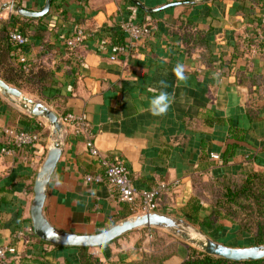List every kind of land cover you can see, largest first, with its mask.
<instances>
[{
  "label": "crops",
  "instance_id": "crops-1",
  "mask_svg": "<svg viewBox=\"0 0 264 264\" xmlns=\"http://www.w3.org/2000/svg\"><path fill=\"white\" fill-rule=\"evenodd\" d=\"M137 1L147 8L182 3L151 14L140 9L145 16L139 21L151 25V35L132 44L120 30L122 22L137 21L139 8L129 0H52L42 22L29 27L31 35L37 27L44 29L42 36L51 45L52 57H45L39 39L25 35L28 51L17 53L11 63L18 66L21 56L29 63H46L53 79L44 95L56 106L35 94L21 91L23 95L46 104L58 116L84 114L96 148L107 159L127 166L135 188L177 184L160 196L157 211L180 216L197 194L198 182L221 181L243 170L264 172V88L256 86L264 79V0L254 4L245 0L252 6L247 16L242 3L235 0ZM4 3L0 0V19L26 17L8 15ZM44 3L17 0L16 7L35 11ZM187 22L208 33L211 64L201 61L200 47L187 53L171 33ZM76 28L86 34L76 49L77 58L68 55L65 45ZM118 46L125 51L118 52ZM177 63L185 65L188 76L179 86L172 72ZM161 80L168 84L163 90L175 99L166 115L154 117L147 108L156 93L149 89L159 91ZM248 109L256 110V115L250 117ZM20 115L48 131L40 143L44 152L52 139L46 122L1 95L0 148L7 129L22 127ZM61 142L64 151L44 204L47 220L58 229L87 235L132 215L131 207L118 200L114 189L83 179L87 173L102 172L88 153L84 137L67 130ZM23 155L26 158L0 153V247L15 248L11 264H81L82 248L53 245L33 234L29 205L38 162L32 151ZM201 203L204 216L208 206ZM145 235L146 230H136L103 246L84 249L100 264H159L150 258L159 250ZM153 237L175 250L160 264L183 262L185 243L162 230ZM209 237L231 247L249 246L247 236L238 234L235 224Z\"/></svg>",
  "mask_w": 264,
  "mask_h": 264
},
{
  "label": "trees",
  "instance_id": "trees-1",
  "mask_svg": "<svg viewBox=\"0 0 264 264\" xmlns=\"http://www.w3.org/2000/svg\"><path fill=\"white\" fill-rule=\"evenodd\" d=\"M242 3V13L244 16L250 15L249 6L245 0H235ZM259 0H251L254 4ZM52 7V6H51ZM145 16L140 9H137V21ZM42 17H18L14 16L9 20L0 19V78L7 84L27 93L35 94L48 103H53L48 99L46 92L52 84L53 72L46 63L26 62V70L21 69V64L14 66L11 60L17 59L16 54H23L28 51V43L16 45L10 40V33L17 31L24 36L35 37L40 40V47L45 51V57L51 58V45L42 36L44 29L37 27L36 34L31 35L30 26L34 22H42ZM136 21V22H137ZM151 30V25L148 23ZM178 42L183 45L187 53H192L196 48L202 49L201 61L211 64L214 61L208 49V33L193 28L187 22L176 30H171ZM43 38V39H42ZM42 39V40H41ZM69 56H74V50L66 47ZM15 52V53H14ZM257 87L264 88V79L257 82ZM56 106L55 103H53ZM65 113V111H64ZM256 110L248 109V115L253 117ZM21 129L25 131L37 132L40 139L48 136V131L39 124L34 123L30 117L20 115ZM20 129V127H18ZM8 136H5L3 145H7ZM41 142V140H40ZM208 201L210 207L208 213L201 216L203 205L201 199ZM132 211L130 214H133ZM129 214V215H130ZM125 217V216H123ZM180 217L201 229L207 236L213 232H223L227 224H235L237 233L246 235L249 246L264 244V172L243 170L236 176H228L221 181L198 182L197 194L190 199L187 205L180 212ZM114 222L110 223L112 225ZM108 227L105 226L104 229ZM155 233L157 230L152 229ZM153 245L159 250L158 253L151 254L150 258L159 264L174 253V247H164L161 240L153 237ZM79 259L81 264H100L87 249H79ZM181 264H264V259L256 261H233L223 257L207 254L192 246L187 245L186 257Z\"/></svg>",
  "mask_w": 264,
  "mask_h": 264
},
{
  "label": "water",
  "instance_id": "water-1",
  "mask_svg": "<svg viewBox=\"0 0 264 264\" xmlns=\"http://www.w3.org/2000/svg\"><path fill=\"white\" fill-rule=\"evenodd\" d=\"M134 6L146 13H156L171 8L179 3H168L158 8H147L137 0H129ZM52 0H45L40 10H25L16 7V13L21 16L40 18L47 14ZM0 95L10 102L19 105L32 117L46 122L51 144L46 148L43 161L38 166L33 182V197L29 205V218L33 234L44 242L63 247L95 248L108 244L123 235L136 230H162L174 238L189 244L200 251L233 261H256L264 259V244L256 246L231 247L221 244L201 229L178 215L161 211L132 214L94 234H75L54 227L46 218L44 204L47 188L57 163L64 151L62 146L63 125L56 112L46 104L33 100L7 84L0 78Z\"/></svg>",
  "mask_w": 264,
  "mask_h": 264
},
{
  "label": "built area",
  "instance_id": "built-area-1",
  "mask_svg": "<svg viewBox=\"0 0 264 264\" xmlns=\"http://www.w3.org/2000/svg\"><path fill=\"white\" fill-rule=\"evenodd\" d=\"M17 0H5L4 10L8 15L16 13ZM264 18V12H263ZM122 33L130 40L132 44H136L141 40L147 39L151 35V30L147 24L138 23L133 20L124 21L120 25ZM10 40L16 45H23L28 42L27 36H24L20 32L12 31L9 35ZM86 38L85 31L82 28H76L65 40V45L68 48L74 50V57H78L76 49L83 43ZM118 52H124V47L118 46ZM263 51H264V38H263ZM114 60L115 57L111 56ZM19 64L21 69L26 70V60L23 56L19 58ZM63 125V131L70 130L76 135L84 137L85 146L88 153L96 159V161L102 167V172L99 173H87L83 176V179L87 183L92 184H106L115 190L118 200L122 203L128 204L134 213H147L157 211L158 200L162 194L169 191L172 188H176L177 184L160 183L149 189L140 190L132 185L129 177V171L125 164L117 161L109 160L105 155L100 152L93 140V133L91 130V124L84 114L66 113L59 116ZM8 136L7 145H3L0 148L1 154L12 155L26 158L23 153L32 151L36 156V160L39 161L44 158L46 148L44 152L40 149V136L37 132L25 131L21 128H11L5 131ZM52 139L50 140L51 144ZM218 155L212 154V158H217ZM43 160V159H42ZM152 229H146L145 240L150 244L153 238ZM21 235V233H20ZM150 249V245H148ZM15 253V248L12 246L0 247V264H11L10 256Z\"/></svg>",
  "mask_w": 264,
  "mask_h": 264
},
{
  "label": "clouds",
  "instance_id": "clouds-1",
  "mask_svg": "<svg viewBox=\"0 0 264 264\" xmlns=\"http://www.w3.org/2000/svg\"><path fill=\"white\" fill-rule=\"evenodd\" d=\"M172 72L178 82H186L188 80V76L185 74L186 68L185 65L181 63H177L175 67L172 69ZM219 73H214V77H218ZM168 87V84L166 81L161 80L159 81V88L160 90L157 91V89L152 88L149 89V91L156 93L154 94L148 101V108L147 111L154 117H162L167 114L169 108L174 103V95L170 96V94L167 91H164L163 89H166ZM94 195V193H93Z\"/></svg>",
  "mask_w": 264,
  "mask_h": 264
},
{
  "label": "rangeland",
  "instance_id": "rangeland-1",
  "mask_svg": "<svg viewBox=\"0 0 264 264\" xmlns=\"http://www.w3.org/2000/svg\"><path fill=\"white\" fill-rule=\"evenodd\" d=\"M45 153H46V151H45ZM44 157H45V155H44ZM42 159H44V158H42ZM40 160L39 161V163H38V166L41 164V162L43 161V160ZM202 201H203V203H205L207 206H208V209H209V207H210V205H209V203H208V201L207 200H205V199H201ZM136 214V213H135ZM198 228V227H197ZM180 241V240H179ZM182 242V241H181ZM184 243V242H183ZM186 244V243H185ZM186 245H188V246H191V245H189V244H186ZM193 247V246H192ZM195 248V247H194ZM199 250V249H198Z\"/></svg>",
  "mask_w": 264,
  "mask_h": 264
}]
</instances>
